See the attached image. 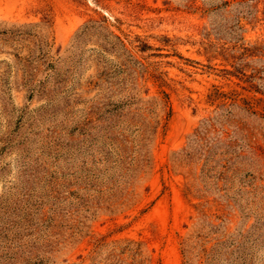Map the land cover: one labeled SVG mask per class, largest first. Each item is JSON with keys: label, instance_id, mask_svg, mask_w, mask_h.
Segmentation results:
<instances>
[{"label": "rangeland", "instance_id": "rangeland-1", "mask_svg": "<svg viewBox=\"0 0 264 264\" xmlns=\"http://www.w3.org/2000/svg\"><path fill=\"white\" fill-rule=\"evenodd\" d=\"M0 264H264V0H0Z\"/></svg>", "mask_w": 264, "mask_h": 264}]
</instances>
